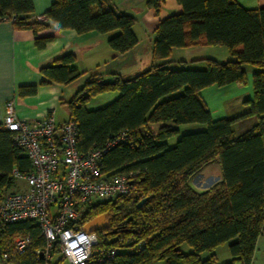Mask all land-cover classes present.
<instances>
[{"label": "trees", "instance_id": "trees-1", "mask_svg": "<svg viewBox=\"0 0 264 264\" xmlns=\"http://www.w3.org/2000/svg\"><path fill=\"white\" fill-rule=\"evenodd\" d=\"M176 1L182 11L159 21L154 31L153 60H168L172 49L198 46L224 47L234 59L177 62L180 68L163 62L113 81L92 76L68 103V119L77 123L81 153L103 148L121 132L131 139L102 157L101 170L107 176L137 172L133 195L90 205L81 215L82 226L107 217L108 228L97 233V248H116L117 254L102 264H217L214 251L223 245L232 258L224 264H250L264 233V8L245 9L236 0ZM153 5L157 11V4ZM33 13L31 0H0V22L7 20L16 30L32 31L40 50L53 40V36L38 37L39 31L47 29L110 34L107 44L118 54L138 43L134 17L116 13L104 0H54L43 15L46 22L30 20ZM200 62L205 63L204 69L187 68ZM245 66L255 68L253 97L246 102L249 112L213 120L200 92L211 86L245 85ZM40 74L45 79L41 85H68L82 75L72 54L42 67ZM36 90L35 85L19 87L17 97L33 96ZM110 92L119 94L111 103L86 109L93 98ZM251 116L257 117V124L236 135L232 125ZM186 124L203 125L205 130L181 135L170 147L167 141L180 134L178 126ZM214 161L221 168V178L196 192L189 180ZM14 167L26 173L29 161L15 145L14 133L0 125V202L4 191L14 186ZM143 199L146 202L138 208ZM25 235L32 239L30 249L12 260L36 264L34 251L44 240L29 221H0V254ZM183 245L191 252L184 253ZM203 253L208 254L206 259L201 258Z\"/></svg>", "mask_w": 264, "mask_h": 264}, {"label": "crops", "instance_id": "crops-1", "mask_svg": "<svg viewBox=\"0 0 264 264\" xmlns=\"http://www.w3.org/2000/svg\"><path fill=\"white\" fill-rule=\"evenodd\" d=\"M34 13L30 20L43 17L50 8L54 0H31ZM116 13L127 14L150 18L151 34L146 40L140 37L133 27V32L137 37V45L124 54L114 52L107 44L110 34L104 35L96 32L79 35L74 30H64L54 32L51 29L41 30L38 37L53 36V40L45 45L43 49H38L34 45V34L30 30H16L10 21L0 22V125L3 126L6 103L13 99L17 113L29 124L38 123L44 120L50 109L54 110V119L59 129L68 120V103L75 93L81 89L86 81L96 76L104 81H113L115 77L128 78L149 69L152 65L163 62H172L171 68H180L177 62H190L200 59H213L215 61L226 62L234 59L228 50L219 52L220 55L208 53L210 47H191L186 49H172L168 60L154 61L152 55V44L155 39V29L159 21L182 11L176 0H104ZM152 1V0H151ZM245 9H263L264 0H236ZM157 4V11L154 7ZM155 10V14L153 11ZM197 49V50H194ZM211 49V48H210ZM222 49V48H221ZM196 52H189V51ZM221 51V50H220ZM64 54H72L75 57V66L82 73L76 81L68 85L47 84L41 85L45 80L40 74V69L51 65L54 60ZM187 68L204 69L205 63L188 65ZM247 82L245 85H230L222 88L215 86L203 89L200 97L208 108L212 119H235L247 114L250 108L246 102L253 97L251 76L255 68L250 70L245 66ZM37 86L36 94L25 98H18V88L22 86ZM179 94H173L175 96ZM117 92L101 94L91 101L99 100L98 103L86 109L95 110L102 108L118 97ZM170 96V97H171ZM66 110L67 117H61V110ZM258 122L257 117H244L237 120L232 125V130L236 135H241L250 130ZM4 127V126H3ZM180 134L167 141L170 147L174 146L181 135L201 132L205 126L199 124H186L178 126ZM217 163V161L211 162ZM210 164V163H209ZM207 164V165H209ZM206 165V166H207ZM204 166V167H206ZM204 167L189 180V185L196 192H203L213 181L221 178L209 174H202ZM15 168V167H14ZM13 168V169H14ZM26 189L25 183L14 181V186L6 191L8 195ZM264 233L258 238L256 248L250 264H264ZM183 247V246H182ZM181 250L183 251V248ZM184 252V251H183ZM191 252V249H190ZM189 252V253H190ZM217 264H224L231 261V255L227 245L220 246L214 251ZM208 257L207 253L201 255L202 259ZM158 263V262H157ZM154 263V264H157ZM163 263V262H161ZM164 264V263H163Z\"/></svg>", "mask_w": 264, "mask_h": 264}, {"label": "built area", "instance_id": "built-area-1", "mask_svg": "<svg viewBox=\"0 0 264 264\" xmlns=\"http://www.w3.org/2000/svg\"><path fill=\"white\" fill-rule=\"evenodd\" d=\"M37 21L46 22L44 17ZM53 113L50 109L43 121L29 124L17 113L13 99L5 105L3 126L14 133V143L27 157L29 170H12L13 180L25 183L26 189L3 198L0 221H29L39 228L44 244L34 251L36 264H51L56 255L60 256L56 261L68 264H102L113 259L117 249H98V232L86 233L81 215L90 205L133 195L135 188L130 183L137 172L107 176L101 170L102 157L131 139L121 132L103 148L81 153L76 121L68 119L58 134ZM31 245L30 235L15 238L11 249L0 254V264H17L12 258L24 255Z\"/></svg>", "mask_w": 264, "mask_h": 264}, {"label": "rangeland", "instance_id": "rangeland-1", "mask_svg": "<svg viewBox=\"0 0 264 264\" xmlns=\"http://www.w3.org/2000/svg\"><path fill=\"white\" fill-rule=\"evenodd\" d=\"M153 13L155 14V10L153 11ZM150 23H152L150 21V18L145 17V15H142L141 17L137 16V18H136V23H135L136 32H137V34L141 38L143 37L145 40H146V38H148V36L151 34V32L153 30L151 28ZM210 48L207 49L208 52L206 54L213 53V54H216V56H217V55H220L221 54L219 52H225V48L224 47L218 46V47H210ZM194 50H197V49H194ZM189 52H196V51H192L191 50ZM199 64H203V62H200ZM190 65H194V64H190ZM248 69L250 71V70L254 69V67L248 66ZM99 100L100 99L95 100V101H91V103H89V107H93V105H95L96 103H98ZM61 113H62V116L61 117H64V118L67 117L66 110L64 108H62ZM202 174H204V175L205 174H209V175H213V176H220L221 175V168H220L219 164L210 163L209 165H207L206 167H204V169L202 171ZM182 248H183L184 253H189L190 252V248L189 247L183 245ZM58 259H60V256L59 255H56L54 257V261H56ZM61 264H68V263H67V261L64 260V261L61 262ZM157 264H163V263L158 262Z\"/></svg>", "mask_w": 264, "mask_h": 264}, {"label": "water", "instance_id": "water-1", "mask_svg": "<svg viewBox=\"0 0 264 264\" xmlns=\"http://www.w3.org/2000/svg\"><path fill=\"white\" fill-rule=\"evenodd\" d=\"M130 184H133V183L131 182ZM145 202H146V199L141 200L138 203L137 207L138 208L141 207ZM107 228H108V220H107L106 215L99 216L83 226V230L86 233L99 232Z\"/></svg>", "mask_w": 264, "mask_h": 264}]
</instances>
